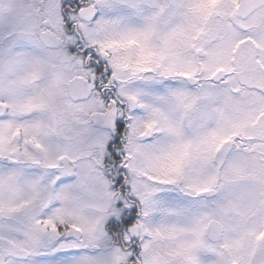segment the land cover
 Returning a JSON list of instances; mask_svg holds the SVG:
<instances>
[{
    "label": "snow or ice",
    "instance_id": "snow-or-ice-1",
    "mask_svg": "<svg viewBox=\"0 0 264 264\" xmlns=\"http://www.w3.org/2000/svg\"><path fill=\"white\" fill-rule=\"evenodd\" d=\"M0 264H264V0H0Z\"/></svg>",
    "mask_w": 264,
    "mask_h": 264
}]
</instances>
